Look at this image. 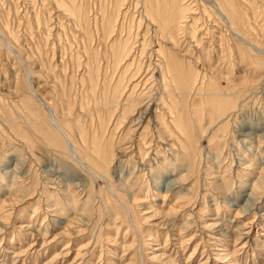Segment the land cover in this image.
Returning <instances> with one entry per match:
<instances>
[{"label": "rangeland", "instance_id": "374dc122", "mask_svg": "<svg viewBox=\"0 0 264 264\" xmlns=\"http://www.w3.org/2000/svg\"><path fill=\"white\" fill-rule=\"evenodd\" d=\"M119 1L74 0L78 7L77 16L81 14L80 22L69 12L59 11L46 0H6L4 4L6 15L0 18L2 24L9 22L8 29L14 41L8 35H0V211L5 210L0 212V217L3 216V221L0 219V264H264V177L257 191L252 192V185L260 178V171L264 168V146L260 144L264 142V65L261 66L264 57L256 54L255 58L251 48V59H244L242 55L246 46L239 40H229L230 43H227L228 39L223 36V45L216 43L226 63H206L209 68L215 66L213 70L219 68V64L224 69H217L219 73L208 70L205 73L206 82L214 79L216 84L208 81L203 89L210 85L227 89L235 82L233 92L244 89L249 94H245L240 109L221 123L216 117L212 121L211 115L214 113L216 116V113L205 98L191 96L184 104L188 110L184 114L186 133L191 139H187L188 142L172 126L175 143L174 140L169 142L171 138L161 134L159 124L162 122L157 123L154 111L150 117L145 115V108H140V114L132 115L126 126L114 131L112 114L115 108L107 109L106 100L111 98L113 89L109 87L116 84L122 65L115 69L118 66L111 59L112 52H105L101 27L103 21L114 12L121 19L120 25H123L122 38L125 36L126 39L129 34L135 36L137 26L134 28V24L137 23L134 21H138V11L142 7L141 4V7L137 5V0H127L122 4V9L119 8ZM248 1L252 10L251 33L262 43L264 0ZM64 2L70 3L67 0ZM131 2L128 14L122 16ZM198 4L207 13H216L212 0H198ZM217 21L213 17V20H208L210 23L204 21L202 27L217 25V32L226 34V25L221 22L222 26ZM5 25H0V32L4 31L2 28H6ZM118 37L119 33L114 39ZM233 47H240L241 51H238L239 55L236 54L239 57H235L238 59L236 61L234 54L237 50ZM240 58L244 62H251L250 68L247 63L241 65L243 61ZM243 66L247 67L244 69ZM220 74L225 75L223 77L225 80L228 78V82L223 81L224 78L218 76ZM83 75L85 78H82ZM155 76L157 78L159 74ZM244 80L246 85L242 84ZM231 95L224 97L225 100L233 99ZM44 99L52 107L44 108L41 103ZM208 106L213 110L210 111ZM29 109L39 113L53 112L60 121H66L71 127L69 132L76 150L81 149L83 156L79 155L77 159L54 144L49 146L40 142V138L28 129L31 125ZM64 117L67 120L62 119ZM102 120L107 121L109 127L106 129L107 139L102 141L101 148L115 152L116 156L109 171L100 175L97 174L98 164L92 150L96 145L94 140L101 136ZM23 130L30 131V147L18 136ZM205 130L207 133L204 135ZM249 131L251 137L258 140L252 138L251 142L240 143L242 137L239 133ZM111 137L113 140H110ZM196 139L198 143H195ZM109 141H112V147ZM249 145H252L253 153H250ZM172 146L175 148L172 149ZM178 146L185 148L184 153ZM16 163L23 167L17 175L9 172L17 169ZM248 164L253 166L249 167ZM170 182L173 185L169 191L166 186ZM16 196L20 197V203L17 206L9 204ZM76 219H80V222ZM30 225L32 229H26ZM224 234L226 236H222ZM65 252L68 254L65 255Z\"/></svg>", "mask_w": 264, "mask_h": 264}, {"label": "bare ground", "instance_id": "6f19581e", "mask_svg": "<svg viewBox=\"0 0 264 264\" xmlns=\"http://www.w3.org/2000/svg\"><path fill=\"white\" fill-rule=\"evenodd\" d=\"M47 2H50L51 5H54L59 11L60 10H64L65 12H69L70 14H72L73 16H75L74 18L81 19V14L79 12V16H77V8L75 6V4L73 3L74 0H67L69 4H67V2H64L66 0H46ZM127 1V0H120V6L119 8H122V4ZM138 1V2H137ZM137 5L139 6L140 4L142 5L139 6L141 7V9L138 11L139 14L137 16L138 21H134L137 24H134V28H136L137 26V32L135 33V36L133 34V36L131 34H129L128 37L125 36L124 38H122V36L120 35L121 31H123V25H120V17L118 18V15H114L113 14H109L110 16L108 18H106L105 21H103L102 24V29L103 32L101 30V34L104 41V44L106 47V51H110L112 52V57L111 59H114V63L116 66H118L115 69H119L121 66V71L119 72V77L117 78V82L116 84H114V86H110L109 88H112L113 91H111L110 96L111 98H109L108 100H106V107L107 109L110 107V109L115 108V112L112 114V119L115 120V124H114V131L118 128V127H123L126 126L125 124L133 117L132 115H134L135 113H139L140 114V108L144 110V114L148 115L149 117L151 116V112L154 113L155 115V119L157 121V123L159 124V122H162V124H159V127L161 128V134L167 138L170 137L169 142H172L174 139V135L171 131V128L173 127L177 134H179L181 137H184L188 142V140L190 141L191 139L188 137L187 133H186V125L184 124V114L186 113V111L188 112L187 109H185L184 104L186 103V100H188L189 98H191V96H197V97H203L205 98L208 103L214 108L216 116H214L215 114L212 113L213 115V119L216 117L218 119V122H224L226 119H228L231 115H233L232 113L235 112L237 109H240L241 105L243 104L242 102L244 101V96L245 94H249L247 90H240L237 92H233V89L235 88L234 83H232L231 85L227 83V85H230L227 89H220L221 87L219 85L220 88L218 87H214V86H207V89H203L204 84H207V82L209 81L211 84L215 83L213 82V80H208L206 82V74L208 70H213V68H216L214 65L213 68L208 67V64H206L207 62H217L218 63H223L225 62V58L222 56V54L219 53L218 49V44L216 46V43H219L223 45V41L222 38L223 36H225L228 39L227 43H230L229 40H239L241 41L243 44L246 46L245 51L243 52L242 57L244 56V59H251V48L253 49L252 51V55L255 54V58H256V54L257 56L261 55L264 57V45L261 41L259 42V39L257 40L256 36L253 35L254 33H251V4L248 0H212L213 4L215 6V12L214 15L218 16H214L211 12L210 14L207 13L205 11V9H203L202 7L199 6L198 4V0H137ZM6 3V0H0V17L2 15H6V13L4 12V7H6L4 4ZM203 4V3H202ZM131 5L132 2L129 3V7H127L125 10V13L122 14V16H126L129 12V10L131 9ZM48 6V5H47ZM206 6V5H205ZM208 6V5H207ZM211 6V5H210ZM117 7V6H116ZM204 7V6H203ZM48 8V7H46ZM115 8V7H114ZM138 8V7H137ZM206 8V7H205ZM123 9V8H122ZM121 9V11H122ZM114 10V9H113ZM112 10V11H113ZM210 10V9H209ZM208 10V12H209ZM214 10V9H213ZM33 11V10H32ZM79 11V10H78ZM81 11V10H80ZM119 9L117 10L118 13ZM243 11V12H242ZM116 12V11H115ZM206 12V13H205ZM214 12V11H213ZM254 12V11H253ZM84 15V14H83ZM121 14H119L120 16ZM3 17V16H2ZM39 17V16H38ZM87 17V16H86ZM213 17L217 18V20L223 24L226 25V34L225 33H221V32H217V30L215 28H217V25H215L214 27H210L209 26H204L202 27L205 22H208V20L212 19ZM83 17V21H84ZM209 18V19H208ZM42 19V18H41ZM208 19V20H206ZM2 19L0 18V25L2 26L3 24H6L4 27L6 28H2L4 31L0 32L1 36H7L9 37L10 40L14 41L13 39V34L12 32L8 29V24L9 22L4 21V23L2 24ZM97 20V19H96ZM137 20V19H135ZM216 20V19H215ZM214 20V21H215ZM34 21V20H33ZM76 21V20H75ZM205 21V22H204ZM217 21V22H218ZM78 22H80V20H78ZM204 22V24H202ZM38 23V22H37ZM210 23V22H208ZM221 23V24H222ZM36 24V23H35ZM39 24V23H38ZM218 24V23H217ZM222 24V26H224ZM41 25V23H40ZM84 25V24H83ZM86 25V24H85ZM220 25V24H219ZM46 26V25H45ZM132 26V28H133ZM255 26V25H254ZM253 26V27H254ZM3 27V26H2ZM87 28V26H85ZM225 28V27H224ZM256 28V27H254ZM6 29H8V34L5 33V31H7ZM219 29V28H218ZM258 29V28H256ZM126 30H128L126 28ZM132 30V29H131ZM130 30V31H131ZM259 30V29H258ZM257 30V31H258ZM260 31V30H259ZM262 31V30H261ZM87 33V32H86ZM119 33V36L117 39H114L116 34ZM262 34V32H260ZM259 33V37H261ZM10 34V35H9ZM252 34V36H251ZM264 34V32H263ZM127 35V34H126ZM258 37V38H259ZM263 37V36H262ZM256 38V40H255ZM225 39V38H224ZM223 39V40H224ZM222 41V43H221ZM231 41V42H232ZM236 41V42H237ZM11 42V41H10ZM235 42V43H236ZM255 42V43H254ZM12 43V42H11ZM101 43V42H100ZM219 44V45H220ZM233 46H234V42H232ZM99 45V44H98ZM228 45V44H227ZM238 45V43H237ZM236 45V47H237ZM241 45V46H242ZM138 46V47H137ZM232 46V45H231ZM10 47V46H9ZM8 47V48H9ZM99 47V46H98ZM7 48V47H6ZM11 48V47H10ZM139 48V49H138ZM222 48V46H221ZM235 47H233L234 49ZM240 48V47H239ZM236 49L237 51L234 54V58L238 57L236 54L241 52L240 49ZM224 49V47H223ZM227 49V48H226ZM232 49V48H231ZM225 50V49H224ZM95 51V50H94ZM104 51V50H103ZM102 51V52H103ZM223 51V50H222ZM240 51V52H238ZM101 52V50H100ZM99 52V54H100ZM232 52V51H231ZM257 52V53H256ZM108 53V52H106ZM223 53V52H222ZM95 54V53H94ZM109 54V53H108ZM218 55H221L218 57ZM241 55V54H240ZM225 56V55H224ZM232 56V55H230ZM260 56V57H261ZM96 57V56H95ZM241 57V56H240ZM253 57V56H252ZM257 57V58H260ZM92 58V57H91ZM233 58V59H234ZM239 58V57H238ZM94 59V57H93ZM229 59V58H228ZM241 63H247L244 62L245 60H243L242 58H240ZM262 59V58H260ZM105 60V59H104ZM238 59L235 58L234 61H236ZM248 60V59H247ZM255 60V59H254ZM92 61V60H91ZM95 61V60H94ZM103 61V60H102ZM234 61L232 63H234ZM106 62V61H105ZM125 62V63H124ZM263 62V60L261 61ZM259 62V63H261ZM94 63V62H93ZM113 63V62H112ZM124 63V64H123ZM226 63V62H225ZM223 63V64H225ZM228 63V62H227ZM231 63V66H232ZM238 63V62H237ZM258 63V64H259ZM92 64V63H91ZM90 64V65H91ZM96 64V63H95ZM101 64V63H100ZM104 64V63H102ZM109 64V63H108ZM243 64V65H245ZM254 64V61L253 63ZM93 65V64H92ZM106 65V64H105ZM227 65V64H226ZM242 65V64H241ZM264 64H262L261 66H263ZM112 66V65H110ZM114 66V64H113ZM217 66V65H216ZM219 64V68L217 69H222L223 67L220 68ZM228 66H230V64L228 63ZM247 66H249L248 68H250L251 66V62L247 63ZM246 66V67H247ZM105 67V66H104ZM201 67V69H199ZM227 67V66H226ZM239 67V66H238ZM244 67V66H243ZM244 67V69L246 68ZM264 67V66H263ZM262 67V68H263ZM96 68V67H95ZM110 68V67H109ZM112 68V67H111ZM229 68V67H228ZM227 68V69H228ZM242 67L240 66V69ZM261 68V67H260ZM261 68V69H262ZM87 69V68H86ZM92 69V67H91ZM217 69H214L217 71ZM224 69V68H223ZM226 69V68H225ZM232 69V68H231ZM234 69V68H233ZM232 69V70H233ZM85 70V69H84ZM96 70V69H95ZM213 70V71H214ZM231 70V71H232ZM242 70V69H241ZM240 70V71H241ZM82 71V70H81ZM90 71V70H89ZM102 71V69H101ZM224 71V70H223ZM226 71V70H225ZM244 71V70H243ZM218 72V71H217ZM220 72V71H219ZM218 72V73H219ZM230 72V70H229ZM247 72H249V69L247 70ZM256 72V71H255ZM88 73V72H87ZM159 74V76L156 78L155 74ZM223 73V72H222ZM221 73V74H222ZM227 73V72H225ZM243 73V72H242ZM245 73V72H244ZM258 73V72H256ZM91 74V73H90ZM213 74V72H212ZM218 75L221 77H225V75ZM231 74V72H230ZM227 74L226 76L230 75ZM239 74V73H238ZM86 75V72H85ZM96 75V74H95ZM211 75V74H210ZM217 75V73L215 74ZM241 75V73L239 74ZM257 74H255L256 76ZM88 76V75H87ZM86 76V77H87ZM248 76V75H247ZM254 76V75H253ZM261 76V75H260ZM84 77V75L82 76V78ZM217 77V76H216ZM215 77V80L217 79ZM223 77V78H224ZM231 77H233L231 75ZM231 77H229L231 79ZM240 77V76H239ZM85 78V77H84ZM98 78V77H97ZM214 78V76H213ZM236 78V77H235ZM234 78V79H235ZM263 78V77H262ZM261 78V79H262ZM119 79V80H118ZM211 79V77H210ZM219 79V78H218ZM222 79V78H220ZM219 79V80H220ZM228 78H224L223 81H227ZM244 79V78H243ZM247 78H245L246 80ZM249 79V78H248ZM251 79V78H250ZM249 79V80H250ZM96 80V79H95ZM240 80L243 81L240 77ZM242 84H245L247 82H245ZM263 80V79H262ZM231 81V80H230ZM229 81V82H230ZM236 81V79H235ZM241 81H238V83H240ZM247 81V80H246ZM87 82V81H86ZM100 82V81H99ZM221 82V81H218ZM228 82V81H227ZM233 82V81H231ZM253 82V81H252ZM260 82V81H259ZM258 82V83H259ZM89 83V82H88ZM91 83V81H90ZM237 83V82H236ZM237 83V84H238ZM251 83V82H250ZM256 83V82H255ZM257 83V84H258ZM102 84V83H101ZM216 84V83H215ZM213 84V85H215ZM220 84V83H219ZM253 84V83H252ZM31 85V84H30ZM89 85V84H88ZM104 85L106 86V82L104 81ZM241 85V84H239ZM256 85V84H254ZM263 85V84H260ZM27 86V85H26ZM100 86V85H99ZM103 86V85H102ZM249 86H251V84H249ZM253 86V85H252ZM258 86V85H257ZM28 87V86H27ZM101 87V86H100ZM224 87V86H223ZM237 87V86H236ZM240 87V86H238ZM256 87V86H255ZM25 88V86H24ZM108 88V87H107ZM108 88V89H109ZM253 88V87H252ZM96 89V88H95ZM99 90V88H97ZM255 90V88H253ZM252 89V90H253ZM23 90V89H22ZM96 91V90H95ZM176 93L178 94L176 97ZM28 94V93H27ZM232 94V95H231ZM95 95V94H94ZM234 96L233 99L229 98L226 99L224 97L226 96ZM91 96V94H90ZM93 97V95H92ZM94 98V97H93ZM99 98V96H98ZM103 98V97H102ZM199 98V99H200ZM201 98V99H203ZM198 99V98H197ZM200 99V100H201ZM100 100V99H99ZM196 101V99H194ZM233 100V101H232ZM203 101V100H202ZM49 102V101H48ZM46 102V100L44 99L42 103V105L44 106V108H49L52 107L50 106V103ZM98 102V101H97ZM84 103V102H82ZM100 103V102H99ZM195 102H193L194 104ZM197 103V102H196ZM27 104V103H26ZM192 104V103H191ZM202 104V103H201ZM208 104V105H209ZM35 105V104H34ZM52 105V104H51ZM86 105V104H85ZM21 106V105H20ZM102 106V105H101ZM196 106V105H195ZM247 106V105H246ZM87 107V106H86ZM85 107V108H86ZM103 107H104V103H103ZM243 107V106H242ZM4 108V107H3ZM191 108V106H190ZM208 108L210 109V106H208ZM42 109V108H41ZM91 109V107H90ZM96 109V108H95ZM94 109V110H95ZM109 109V112H110ZM200 109V108H199ZM207 109V108H206ZM205 109V110H206ZM212 109V108H211ZM210 109V111H211ZM246 109V108H243ZM25 110V109H24ZM23 110V111H24ZM43 110V109H42ZM213 110V109H212ZM26 111V110H25ZM24 111V112H25ZM45 111V110H44ZM103 111V108H102ZM201 111V110H200ZM208 111V110H207ZM43 112V111H42ZM86 112V110H85ZM107 112V111H106ZM205 112V111H204ZM203 112V113H204ZM6 113V112H5ZM27 113V112H26ZM29 113H31L30 116V123L31 125H29L28 129H30L33 133V135L38 136L40 139L39 141L42 142L43 144H49L50 145H56L57 147L61 148L62 150L69 152L72 157L77 158L78 156H83V151L81 149L76 150V144H74V142L72 141V137L70 135L69 129L71 128L69 125L66 124V121L63 123L62 121H60L58 119V117L56 116V114H54L53 112H48V113H39L36 110L33 109H29ZM28 113V114H29ZM118 113V115H116ZM151 113V114H150ZM195 113V112H193ZM192 113V114H193ZM96 114V113H95ZM197 114V113H196ZM209 114V112H208ZM68 115V113H67ZM102 115V113H101ZM109 115V114H108ZM198 115V114H197ZM239 115V113H238ZM107 116V115H106ZM138 116V115H137ZM188 116V113H187ZM202 116V115H201ZM204 116V115H203ZM17 117V116H16ZM26 117V116H25ZM71 117V116H70ZM148 117V118H149ZM191 117V116H190ZM193 117V115H192ZM3 119H5L2 116ZM67 118V117H66ZM65 117L62 119L67 120ZM99 118V116H98ZM101 118V117H100ZM99 118V119H100ZM143 118V117H142ZM153 118V117H152ZM237 118L234 117V119ZM241 118V117H240ZM25 119V118H24ZM61 119V118H60ZM70 120L72 118H69ZM98 119V120H99ZM140 119V118H139ZM250 119V118H249ZM28 120V119H27ZM73 120V119H72ZM71 120V121H72ZM96 120V119H95ZM194 120V118H193ZM239 120V119H238ZM70 121V122H71ZM97 121V120H96ZM211 121V122H212ZM248 122V120H246ZM69 122V120H68ZM73 122V121H72ZM71 122V123H72ZM133 122V120H132ZM136 122V121H135ZM237 122V121H236ZM250 122V121H249ZM248 122V123H249ZM11 123V122H10ZM28 123V124H30ZM75 123V122H74ZM197 123V121H196ZM227 123V122H226ZM4 124V123H3ZM15 124V123H14ZM22 124V122H21ZM27 124V123H26ZM27 124V125H28ZM99 124V122H98ZM109 124H111L109 122ZM130 124V123H129ZM137 124V123H136ZM146 124V123H145ZM148 124V123H147ZM195 124V121H194ZM223 124V123H222ZM231 124V123H229ZM245 124V123H244ZM243 124V126H244ZM250 124V123H249ZM11 125V124H10ZM132 125V124H131ZM238 125V124H237ZM246 125V124H245ZM25 126V125H24ZM107 126L108 123L105 120H102L100 123V133L101 136L100 138H97L96 140H94V144L95 147L93 148L92 152L94 155V159L97 160V164H98V168H96V170L98 171L97 174L99 173L101 175H103V173H105V171H109V167L110 165H112V163L114 162L113 160L115 159V152H112L111 150H104L103 148H101V144L102 141L106 140V136H107ZM135 126V125H134ZM140 126V123H139ZM147 126V125H146ZM162 126V127H161ZM172 126V127H171ZM197 126V124H196ZM242 126V125H241ZM18 127V126H17ZM16 127V128H17ZM50 129H49V128ZM109 127V126H108ZM198 127V126H197ZM196 127V128H197ZM213 127V125L211 126ZM210 127V128H211ZM231 127V125H230ZM251 128V125L249 126ZM75 128V127H74ZM96 128V126H95ZM172 128V129H173ZM217 128V127H216ZM215 128V129H216ZM249 128V129H250ZM25 129V128H24ZM26 128V130H28ZM125 129H127L125 127ZM207 129V128H206ZM158 130V129H157ZM192 130V129H191ZM197 130L199 131L200 129L197 128ZM203 130V129H202ZM209 130V129H208ZM229 130V129H228ZM153 131V130H152ZM216 131V130H215ZM239 131V130H238ZM30 131L26 132L25 130L20 132V135H18L21 139H23L25 141V144L27 146L30 147V137H28V133ZM131 132V128L128 129V133H127V137L129 136ZM175 132V133H176ZM200 132V131H199ZM198 132V133H199ZM225 132V131H224ZM227 132V131H226ZM241 132V131H240ZM250 132V131H249ZM6 133V132H5ZM77 133V132H76ZM91 133V132H90ZM207 133V131H204V135ZM3 134V133H2ZM110 134V133H109ZM223 134V133H222ZM229 134V133H228ZM4 135V134H3ZM32 135V134H31ZM30 135V136H31ZM32 135V136H33ZM117 135V134H116ZM209 135V134H208ZM213 134L211 133V136ZM216 135V134H215ZM239 135L242 137V140H240V143L243 142H247L250 141L251 139L254 138L251 137V132L250 133H239ZM253 135V134H252ZM33 136V138H34ZM91 136V135H90ZM121 136V135H120ZM126 136V135H124ZM214 136V135H213ZM218 136V135H217ZM226 136V135H225ZM5 137V136H4ZM7 137V136H6ZM74 137V136H73ZM131 137V136H130ZM149 137V136H148ZM200 137V135H199ZM198 137V138H199ZM204 136L201 137V139ZM216 137V136H215ZM256 137V136H255ZM261 138L263 137L262 135L260 136ZM259 137V138H260ZM32 138V139H33ZM80 138V137H79ZM119 138V137H118ZM154 138V137H153ZM152 138V139H153ZM221 138H223L221 136ZM219 137V139H221ZM226 138V137H225ZM10 139V138H9ZM35 139V138H34ZM126 139V138H125ZM159 139V138H158ZM188 139V140H187ZM200 139V140H201ZM210 139V138H209ZM218 139V138H217ZM257 139L258 138H254ZM110 140H113V137H111ZM9 141V140H8ZM18 141V140H17ZM81 141V140H80ZM216 141V140H215ZM221 141V140H220ZM226 141V140H225ZM261 141V140H260ZM4 142V141H3ZM14 142V141H13ZM12 142V143H13ZM33 142V141H32ZM36 142V141H34ZM112 142V141H111ZM109 141V145L110 147H112V144ZM117 142V141H116ZM141 142V141H140ZM139 142V143H140ZM175 143V140L173 141ZM194 142V141H193ZM211 142V141H209ZM238 142V143H239ZM6 143V142H5ZM15 143V142H14ZM186 143V142H185ZM195 143L197 142V139L195 141ZM248 143V142H247ZM81 144V143H79ZM163 144V143H162ZM169 144V143H168ZM190 144V143H188ZM262 144V146H264V142L260 143ZM21 145V144H20ZM38 145V144H37ZM107 145V144H106ZM142 145V143H141ZM140 145V146H141ZM153 145V144H152ZM158 145V144H157ZM179 145V144H178ZM253 145V143H252ZM252 145H249V149H250V153L253 151ZM12 146V145H11ZM22 146V145H21ZM82 146V145H81ZM125 146V145H124ZM143 146V145H142ZM164 146V145H163ZM171 146V145H170ZM177 146V145H176ZM189 146V145H187ZM195 146V144H194ZM122 147V146H121ZM134 147V146H132ZM137 147V146H136ZM167 147V146H166ZM165 147V148H166ZM180 147V146H178ZM248 147V146H247ZM15 148H19V147H15ZM34 148V147H33ZM49 148V147H48ZM125 148V147H123ZM161 148V147H159ZM158 148V149H159ZM164 148V150H165ZM170 148V147H168ZM172 149L175 147H171ZM181 148L183 149V152L181 151ZM258 148H261V146H259ZM23 149V147H22ZM107 149H109L107 147ZM122 149V148H121ZM143 149L145 150L144 146ZM157 149V148H156ZM162 149V148H161ZM171 149V150H172ZM195 149V148H193ZM255 149V148H254ZM185 148H183L182 146L180 147V151L181 153H184ZM190 150V149H189ZM196 150V149H195ZM21 151V149H20ZM24 151V150H22ZM21 151V152H22ZM57 151V150H56ZM119 151V150H118ZM124 151V150H123ZM122 151V152H123ZM127 151V150H126ZM162 151V150H161ZM174 151V150H173ZM177 151V150H176ZM192 151V150H191ZM228 151V150H227ZM255 151L258 152V150L256 149ZM28 152V151H27ZM193 152V151H192ZM124 153V152H123ZM148 153V151H147ZM164 153V152H163ZM172 153V152H171ZM177 154V152H175ZM174 153V154H175ZM253 153V152H252ZM22 155V153H20ZM120 156L122 155L121 153H119ZM135 154V153H134ZM165 154V153H164ZM192 154V153H190ZM125 155V154H124ZM155 155V153H154ZM178 155V154H177ZM147 156H149V154H147ZM175 156V155H174ZM181 156V155H180ZM256 156V155H255ZM139 157V156H138ZM137 157V158H138ZM167 157V155H166ZM259 157V156H257ZM256 157V158H257ZM158 158V156H157ZM180 158V157H179ZM255 158V157H254ZM183 159V158H182ZM188 159V158H187ZM191 159H192V155H191ZM190 159V160H191ZM8 160V159H7ZM76 160V159H75ZM166 159H164L165 161ZM9 161V160H8ZM78 161V160H77ZM189 161V159H188ZM192 161V160H191ZM22 161H20L21 163ZM157 162V160H156ZM160 162V161H159ZM162 162V161H161ZM179 162V161H178ZM251 162V161H250ZM9 163V162H8ZM18 163V162H17ZM16 163V164H17ZM17 164L16 170H12L9 172H12V174L16 173L19 174L20 172H22L23 167H20L21 164ZM116 163V162H115ZM122 162H120L121 165ZM264 163V162H263ZM46 164V163H45ZM95 167H96V163ZM127 164V163H126ZM153 165V163H151ZM150 164V165H151ZM165 164V162L163 163ZM246 164V163H245ZM251 164V163H250ZM143 165V164H142ZM149 165V166H150ZM156 165V164H155ZM249 165V164H248ZM113 166V165H112ZM157 166V165H156ZM167 166V165H166ZM172 166V165H171ZM170 166V167H171ZM241 166V165H240ZM245 166V165H244ZM253 165H249V167H252ZM178 167V166H177ZM243 167V166H242ZM262 167V166H261ZM87 168V167H86ZM167 168V167H166ZM241 168V167H240ZM246 168V167H245ZM254 168V167H253ZM260 168V167H259ZM258 168V169H259ZM158 169V167H157ZM161 169V168H160ZM165 169V168H164ZM174 169V167H173ZM219 169V168H218ZM252 169V168H251ZM257 169V168H256ZM156 170V169H155ZM162 170V169H161ZM172 170V168H171ZM159 171V169H158ZM173 171V170H172ZM226 171V170H225ZM260 171V170H259ZM96 172V171H95ZM153 172V171H152ZM171 172V171H170ZM175 172V171H174ZM220 172V171H219ZM7 173V172H6ZM92 173V172H91ZM165 173V172H164ZM163 173V174H164ZM226 173V172H225ZM8 174V173H7ZM28 174V173H27ZM151 174V173H150ZM155 174V173H154ZM190 174V173H189ZM187 174V175H189ZM259 174V173H258ZM165 175V174H164ZM172 175V174H171ZM187 175L185 178H187ZM14 176V175H13ZM157 176V173H156ZM155 176V177H156ZM159 176V175H158ZM93 177V176H92ZM105 177V176H104ZM168 177V176H167ZM184 177V176H183ZM260 178L255 182L254 180V184L253 186V194L254 192L257 191L258 189V184L260 183V180L264 177V168H262V170L260 171ZM15 178V177H14ZM22 178V176H21ZM24 179V178H23ZM156 179V178H155ZM158 179V177H157ZM160 179V178H159ZM55 180V179H54ZM176 180V179H175ZM184 180V178H183ZM101 181V180H100ZM178 181V180H177ZM176 181V183H177ZM182 182V181H181ZM55 182H53V184H55ZM129 183V182H127ZM161 183V182H160ZM163 183V182H162ZM175 183V185H176ZM179 183V182H178ZM177 183V184H178ZM116 184V183H115ZM122 184V183H121ZM123 184H125V182H123ZM164 184V183H163ZM262 184V183H260ZM67 185V184H66ZM80 185V184H79ZM173 182H170L166 188L169 189L172 187ZM264 185V184H262ZM261 185V186H262ZM68 186V185H67ZM66 186V187H67ZM121 186V185H120ZM126 186V184L124 185ZM162 186V185H161ZM72 187V186H71ZM119 187V186H118ZM175 187V186H174ZM180 187V186H179ZM124 188V187H123ZM122 188V189H123ZM193 188V187H192ZM244 188V187H242ZM12 189V188H11ZM262 188H260L261 190ZM221 190V189H220ZM250 190V191H251ZM114 191V190H113ZM154 191V190H153ZM160 191V190H159ZM156 192V191H155ZM168 192V191H167ZM166 192V193H167ZM147 194V192H146ZM149 194V193H148ZM13 195V194H12ZM158 195V194H157ZM23 196V195H22ZM149 196V195H148ZM251 195H249L248 197H250ZM257 196V195H256ZM157 197V196H156ZM187 197V196H186ZM9 198V197H8ZM12 198V196H11ZM11 198L10 201H11ZM15 199H12V202L9 203L10 201L8 200L7 202L11 205H15L17 206V204L20 203V197L16 196L14 197ZM252 198V197H251ZM252 201V200H251ZM122 203V202H121ZM3 205L5 204L4 202L2 203ZM215 204V203H214ZM249 204V203H248ZM6 205V204H5ZM7 206V205H6ZM5 207V206H4ZM3 207V208H4ZM6 208V207H5ZM126 208V207H125ZM178 208V207H177ZM180 208V206H179ZM129 209V208H128ZM4 209H1V211ZM15 210V209H14ZM243 210V209H242ZM0 211V212H1ZM5 211V210H4ZM9 211V210H8ZM240 211V210H239ZM12 212V211H10ZM130 212V211H129ZM128 212V213H129ZM4 214V213H3ZM8 215V213H7ZM83 215V214H82ZM80 216V215H79ZM78 216V218H79ZM3 217V216H1ZM0 217V219H1ZM6 217V215H5ZM8 217V216H7ZM10 217V216H9ZM82 217V216H81ZM84 217V216H83ZM82 217V218H83ZM11 218V217H10ZM77 218V217H76ZM77 218V219H78ZM85 218V217H84ZM88 218V217H87ZM86 218V219H87ZM5 219V218H4ZM76 219V220H77ZM90 219V218H89ZM3 221V219H1ZM10 219H8L9 221ZM80 220V219H79ZM79 220L78 223L80 222ZM76 221V222H77ZM82 221V220H81ZM88 221V220H87ZM5 222V221H4ZM35 222V221H34ZM82 223V222H81ZM84 224V223H83ZM1 225V224H0ZM163 225V224H162ZM167 225V224H164ZM217 225V224H216ZM188 226V225H186ZM215 226V225H213ZM212 226V227H213ZM207 227V226H206ZM211 227V228H212ZM216 227V226H215ZM1 228V227H0ZM247 228V227H246ZM26 229H32V226H28L26 227ZM186 229V228H185ZM209 229V228H208ZM239 229V227H238ZM236 229V230H238ZM216 230V229H215ZM219 230V229H218ZM243 230V229H242ZM217 231V230H216ZM241 231V230H240ZM245 231V230H244ZM214 233V232H213ZM242 233V232H241ZM220 234V233H219ZM223 234V233H222ZM226 234V233H225ZM222 235V236H226V235ZM232 235V234H231ZM230 235V236H231ZM245 237L247 238V234L245 233ZM218 237V236H217ZM221 238V237H220ZM249 238V237H248ZM222 239V238H221ZM236 239V238H235ZM238 240V238H237ZM221 242V241H220ZM179 243V242H178ZM181 245V244H180ZM245 246V245H244ZM243 246V247H244ZM242 248V245L241 247ZM68 254V253H67ZM65 252V255H67ZM80 254V253H79ZM233 256V254H232ZM163 258V257H161ZM232 261V260H231ZM166 262V261H165ZM236 263V261H235ZM174 264V263H173Z\"/></svg>", "mask_w": 264, "mask_h": 264}]
</instances>
